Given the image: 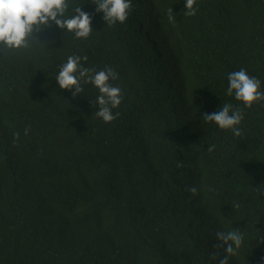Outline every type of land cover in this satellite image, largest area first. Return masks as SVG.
<instances>
[{
  "label": "trees",
  "instance_id": "trees-1",
  "mask_svg": "<svg viewBox=\"0 0 264 264\" xmlns=\"http://www.w3.org/2000/svg\"><path fill=\"white\" fill-rule=\"evenodd\" d=\"M67 2L66 16L103 17L96 0ZM131 4L124 23L92 22L99 49L73 48L53 22L31 40L43 58L0 50V264H219L218 231L243 234L229 264H264V100L227 95L241 68L264 92V0H196L194 16L185 0ZM74 54L118 73L127 112L104 122L95 86L81 84L84 98L60 89ZM226 103L243 111L239 137L202 117Z\"/></svg>",
  "mask_w": 264,
  "mask_h": 264
},
{
  "label": "clouds",
  "instance_id": "clouds-1",
  "mask_svg": "<svg viewBox=\"0 0 264 264\" xmlns=\"http://www.w3.org/2000/svg\"><path fill=\"white\" fill-rule=\"evenodd\" d=\"M94 4L97 6L96 12H102V19L111 24L124 23L132 7L131 0H96ZM194 5L196 0H185L184 7L187 9L185 15L196 14L197 8ZM68 8L67 0H0V45L9 50L29 48L31 40L37 38L34 33L51 26L53 22L62 30L74 32L73 36L87 39L93 28L92 16L80 6L74 8L72 15L66 16ZM168 20L175 23L171 9ZM83 59L86 60L87 57ZM99 68L100 71L85 68L81 65L79 55H69L66 63L60 65L55 80L60 89L70 91L73 98L83 92L81 84L89 83L95 86L99 90L95 101L99 107L96 115L104 122H112L119 115V113L114 115L112 109L119 107L123 94L121 88L113 86L110 80L118 79L119 76L110 67ZM228 81L227 95L232 96L234 93L236 100L241 101L246 107L250 108L254 102L264 100V92L259 90L260 80L250 76L245 69L230 72ZM202 117L205 121L215 122L221 129H231L237 137L241 136V129L237 125L243 120L244 114L240 108H235L232 104L226 103L216 112H205ZM28 131L29 129H25V134ZM16 139H19V133H16ZM213 148L214 146H209L208 151H212ZM187 191L195 195L197 188L190 186ZM239 206V203L234 205L236 208ZM216 237L223 242L216 247H224L226 253L219 260V264H229L230 257L234 256L235 250L242 245L243 234L239 231H218Z\"/></svg>",
  "mask_w": 264,
  "mask_h": 264
},
{
  "label": "bare ground",
  "instance_id": "bare-ground-1",
  "mask_svg": "<svg viewBox=\"0 0 264 264\" xmlns=\"http://www.w3.org/2000/svg\"><path fill=\"white\" fill-rule=\"evenodd\" d=\"M233 3H235V1L233 2ZM146 17H150V15H149V13H146L145 15H141V18H146ZM148 21H150V19L149 20H145L142 24H146ZM92 22H96V23H104L105 21L102 19V17H100V19H98V20H92ZM105 23H107V22H105ZM42 28H44V27H46V26H41ZM50 26H48V27H46V28H44V29H42V30H45V29H47V28H49ZM54 27V32H55V34L56 35H58L59 34V32H60V28L57 26V25H55V26H53ZM65 33H68V34H71V33H73V32H69V31H67V30H65L64 31ZM108 33L107 32H105L104 33V35H107ZM34 35H36L37 36V38H34L33 40H38V34L37 33H34ZM92 37H94V39L92 38ZM161 37H163V36H161ZM71 40H70V46H72L73 48H76L77 50H79V49H81L82 48V46H79V43H81V42H83V41H87V44H86V46H91V45H93L94 44V47H96V48H100L101 47V41L97 38V36H96V33H95V31L92 29V32H91V34H90V36L87 38V39H84V38H77V37H75V36H71V38H70ZM161 39H163L164 41V43L162 44V48H166L167 46H166V37L164 38H161ZM150 43V41H146V45H148ZM0 50H2V51H8V52H13V53H21V54H27V55H30L31 57H33V58H35L36 60H39V59H41V58H43L44 57V54L40 51V49H36V48H33V47H29V48H25V49H11V50H9V49H7L5 46H3V45H0ZM160 50V49H159ZM91 51L92 50H90L89 51V53H91ZM166 52V55H167V50L165 51ZM83 53V52H82ZM82 53L80 54V55H82ZM167 57V56H166ZM93 64H92V66L91 67H89V68H92V69H95L96 71H100V69L101 68H99L98 66H97V64L95 63V61L93 60V62H92ZM172 67L174 68V73H175V77H177L178 79H179V74L177 73V71H176V68L172 65ZM104 68V67H103ZM10 69H12L13 71L14 70H16V68L15 67H11ZM185 82V81H184ZM186 84V83H185ZM181 87H184V89H185V85L184 86H181ZM40 88H42L41 90H44V86H39L38 87V89L35 91V95L36 96H39L40 95V93L41 92H44V91H39V89ZM44 96V95H43ZM80 97L81 98H84L85 97V95H80ZM81 102V101H80ZM88 102L89 101H87L85 104H84V107H86V106H88ZM187 106H188V102H187ZM260 107L264 110V101L261 103V105H260ZM117 111H119V113H122V112H127V107L125 106V105H121L119 108H118V110ZM112 112H113V110H112ZM116 114V113H115ZM114 114V115H115ZM191 115H193L192 113H191ZM131 125H137L136 127H131V129H132V131L134 132V133H142L143 131H144V128H140V129H136V128H139L140 126H141V123H136L135 121H133V123L131 124ZM211 125L213 126V128H216V129H221L215 122H212L211 123ZM260 125L261 126H264V123H260ZM221 130H223V129H221ZM180 150H183V152L185 153V151H187V146H186V144H182L181 145V140L180 141H177V143L175 144V151H176V153L177 152H179ZM191 155V154H190ZM189 157L190 156H184V155H182V154H180L179 156H176V158H177V167L178 168H180L181 170L184 168V163H186L187 162V160L189 159ZM46 160H48V161H53V157H52V155H49L47 158H46ZM96 185H97V183H92L91 184V187L93 188V189H95L96 188Z\"/></svg>",
  "mask_w": 264,
  "mask_h": 264
},
{
  "label": "rangeland",
  "instance_id": "rangeland-1",
  "mask_svg": "<svg viewBox=\"0 0 264 264\" xmlns=\"http://www.w3.org/2000/svg\"><path fill=\"white\" fill-rule=\"evenodd\" d=\"M149 19H150V18L148 17V20H149ZM144 21H145V19L142 18V19H141V23H143Z\"/></svg>",
  "mask_w": 264,
  "mask_h": 264
}]
</instances>
